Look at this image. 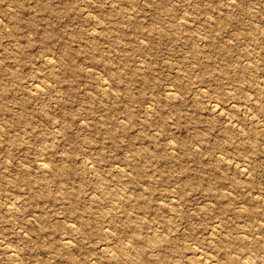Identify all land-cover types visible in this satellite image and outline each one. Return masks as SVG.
<instances>
[{
  "label": "rangeland",
  "instance_id": "obj_1",
  "mask_svg": "<svg viewBox=\"0 0 264 264\" xmlns=\"http://www.w3.org/2000/svg\"><path fill=\"white\" fill-rule=\"evenodd\" d=\"M199 250L264 264V0H0V264Z\"/></svg>",
  "mask_w": 264,
  "mask_h": 264
},
{
  "label": "bare ground",
  "instance_id": "obj_2",
  "mask_svg": "<svg viewBox=\"0 0 264 264\" xmlns=\"http://www.w3.org/2000/svg\"><path fill=\"white\" fill-rule=\"evenodd\" d=\"M31 83H32V81H31ZM33 83H34V81H33ZM38 84V83H37ZM107 84V83H106ZM108 85V84H107ZM35 86V85H34ZM36 90V89H35ZM171 91H173V90H171ZM170 91V92H171ZM175 93V92H174ZM219 104V103H218ZM218 106V105H217ZM222 107V106H221ZM224 107V106H223ZM214 108H215V104H214ZM233 121V120H232ZM44 166H46L45 164H44ZM13 206V205H12ZM215 223V222H214ZM72 224V223H71ZM74 225V224H73ZM63 233V232H62ZM132 239H133V244H134V248H137L138 247V249H140V247H142V245L140 244V237H139V235H137V234H134L133 235V237H132ZM67 240V238H65L64 239V241H66ZM71 242V241H70ZM69 242L68 241H66V244H68ZM197 245V244H196ZM66 246V245H65ZM104 246V245H103ZM199 248V247H198ZM204 250V249H203ZM195 251H196V249H195ZM236 253V252H235ZM111 254V253H110ZM195 254H196V252H195ZM234 254V253H233ZM238 254V253H237ZM238 256H240V255H238ZM245 256V255H244ZM198 258L200 259V261H201V264H229V263H226V262H222V261H219V260H217L216 258H214L213 256H211V255H209V254H207L206 252H204V251H201L200 252V250H199V252H198ZM229 258V257H228ZM241 258V257H240ZM236 259V258H235ZM237 259H239V258H237ZM247 259V258H246ZM228 261H230V260H228ZM232 261V260H231ZM234 262H235V260H234ZM233 262V263H234ZM232 263V264H233ZM235 263H238V261L237 262H235ZM230 264H231V262H230ZM240 264V263H239ZM243 264V263H242Z\"/></svg>",
  "mask_w": 264,
  "mask_h": 264
}]
</instances>
